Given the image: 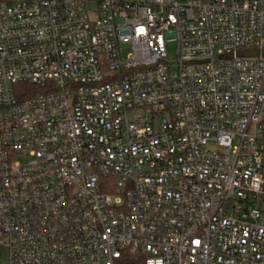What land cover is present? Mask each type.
Segmentation results:
<instances>
[{"label":"built area","instance_id":"built-area-1","mask_svg":"<svg viewBox=\"0 0 264 264\" xmlns=\"http://www.w3.org/2000/svg\"><path fill=\"white\" fill-rule=\"evenodd\" d=\"M0 243L264 264V0H0Z\"/></svg>","mask_w":264,"mask_h":264},{"label":"rangeland","instance_id":"rangeland-1","mask_svg":"<svg viewBox=\"0 0 264 264\" xmlns=\"http://www.w3.org/2000/svg\"><path fill=\"white\" fill-rule=\"evenodd\" d=\"M168 50L170 55L174 56L176 53V42H170L168 44ZM136 113L149 115V113L145 112L144 110H140L139 112ZM133 114L134 113L132 112L130 115L132 116ZM210 147L213 149L217 148L215 144H211ZM20 159L24 160L23 157H21ZM8 260H9L8 248L4 244L0 243V264H8Z\"/></svg>","mask_w":264,"mask_h":264},{"label":"trees","instance_id":"trees-1","mask_svg":"<svg viewBox=\"0 0 264 264\" xmlns=\"http://www.w3.org/2000/svg\"><path fill=\"white\" fill-rule=\"evenodd\" d=\"M20 86H30L29 84H21ZM126 264H144L141 258L134 257L133 255H128L126 257Z\"/></svg>","mask_w":264,"mask_h":264},{"label":"water","instance_id":"water-1","mask_svg":"<svg viewBox=\"0 0 264 264\" xmlns=\"http://www.w3.org/2000/svg\"><path fill=\"white\" fill-rule=\"evenodd\" d=\"M239 55L243 56H258L259 55V50H245L239 52Z\"/></svg>","mask_w":264,"mask_h":264}]
</instances>
